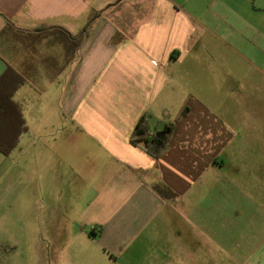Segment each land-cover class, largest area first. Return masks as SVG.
<instances>
[{
  "label": "crops",
  "instance_id": "crops-1",
  "mask_svg": "<svg viewBox=\"0 0 264 264\" xmlns=\"http://www.w3.org/2000/svg\"><path fill=\"white\" fill-rule=\"evenodd\" d=\"M7 69L1 264H237L240 222L264 264V0H0ZM142 118L174 124L159 158Z\"/></svg>",
  "mask_w": 264,
  "mask_h": 264
},
{
  "label": "trees",
  "instance_id": "trees-1",
  "mask_svg": "<svg viewBox=\"0 0 264 264\" xmlns=\"http://www.w3.org/2000/svg\"><path fill=\"white\" fill-rule=\"evenodd\" d=\"M98 13L93 14L88 22L86 23L83 31L79 34L78 37H73L68 34L70 39L73 41L83 40L89 32L94 20L98 17ZM11 25V24H10ZM12 26V25H11ZM44 29L35 30L34 32H42ZM10 69H7L6 73H4L0 77V83L3 82L4 78L7 77L6 74H10ZM9 72V73H8ZM20 85H23L24 82L21 78ZM7 100L9 101L8 97L6 96ZM6 100L7 110L8 112L14 113V122L12 121L10 128L8 130H4L3 132L0 131V135L4 137V142L6 145H0V152L8 155L17 145L19 136L24 132V124L21 112L19 109L11 101ZM13 104V105H12ZM14 106V107H13ZM174 130V124L170 123L164 129L160 130L157 127H151L148 122H145L144 118L139 120L133 129V132L130 137V141L133 145L141 148L145 153L153 158H159L167 145L171 140V136ZM157 191L162 195L166 196L167 198H173V192L166 186L160 185L157 186ZM1 264V259H0Z\"/></svg>",
  "mask_w": 264,
  "mask_h": 264
},
{
  "label": "rangeland",
  "instance_id": "rangeland-1",
  "mask_svg": "<svg viewBox=\"0 0 264 264\" xmlns=\"http://www.w3.org/2000/svg\"><path fill=\"white\" fill-rule=\"evenodd\" d=\"M227 154L228 156H231V153H230V150L227 151ZM229 171L227 168L224 169V178L230 176L229 175ZM243 222H240L239 223V227H238V233H236L234 236L231 237L232 239V242L236 239H239L240 241L238 242L239 244L237 245L236 241L233 242V249L234 251H236L235 247L238 246L237 250H238V253H240V259L237 260V264H240L242 262V259L245 258V256H247V254L253 249V245L255 246V241L253 240L252 241V237H248L247 235L250 234L252 235L251 233H248V227L247 226H243L242 225ZM227 223H225V226L227 227ZM257 232H256V236L258 235H264V227H260V228H256ZM244 231V232H243ZM250 231H251V226H250ZM222 258H219L217 257L216 261L218 262V264H236V262H230L228 261L227 259H223V261H221ZM18 263L19 264H22L21 263V260H18ZM3 264V262H2ZM4 264H7V263H4Z\"/></svg>",
  "mask_w": 264,
  "mask_h": 264
}]
</instances>
